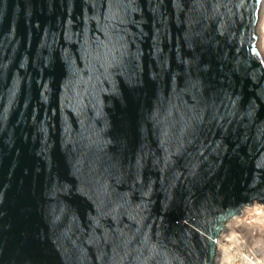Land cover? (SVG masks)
Masks as SVG:
<instances>
[{
    "label": "water",
    "instance_id": "1",
    "mask_svg": "<svg viewBox=\"0 0 264 264\" xmlns=\"http://www.w3.org/2000/svg\"><path fill=\"white\" fill-rule=\"evenodd\" d=\"M262 0H0V264H216L264 204Z\"/></svg>",
    "mask_w": 264,
    "mask_h": 264
},
{
    "label": "bare ground",
    "instance_id": "2",
    "mask_svg": "<svg viewBox=\"0 0 264 264\" xmlns=\"http://www.w3.org/2000/svg\"><path fill=\"white\" fill-rule=\"evenodd\" d=\"M257 32L259 36V49L264 57V0H262ZM252 208L255 209L250 210L248 213L244 211L242 216H234L228 220L218 240L219 250L217 252L216 264H264V223L261 217L257 215L254 216V221L251 220V222H246L243 220L247 214L253 213L254 215L260 209H262L264 213V206L254 204ZM237 233L242 235L238 236ZM248 243L251 245L253 244V246L249 247L246 245ZM232 244L234 245L233 247L231 246ZM235 247L237 248L236 252L238 254L233 259L232 252ZM244 249H248V252L245 253L243 251ZM242 253L245 254L240 255ZM252 256L253 258H251Z\"/></svg>",
    "mask_w": 264,
    "mask_h": 264
},
{
    "label": "built area",
    "instance_id": "3",
    "mask_svg": "<svg viewBox=\"0 0 264 264\" xmlns=\"http://www.w3.org/2000/svg\"><path fill=\"white\" fill-rule=\"evenodd\" d=\"M252 209H255V208H252V206H249V207H246V208H244L242 211H241V213L239 214V215H237V216H242L243 215V212L244 211H246V213H248L250 210H252ZM255 215H257V216H259V217H261V220L263 219L264 220V213L262 212V209H260L259 211H257L256 212V214H254L253 215V213H249V214H247L244 218H243V220H245L246 222H251V220L252 221H254L253 219H255L254 218V216ZM253 216V217H252ZM262 220V221H263ZM264 222V221H263ZM246 245H248L249 247L250 246H253V244L251 245V244H246ZM232 247L234 246L233 244L231 245ZM236 246V245H235ZM218 250H219V248H218ZM248 250V249H247ZM246 249H244L243 251L246 253V252H248ZM237 248L235 247L234 248V251L232 252V258L234 259L235 258V256H237ZM249 251H251V250H249ZM252 252V251H251ZM245 253H242V254H240V255H243V254H245ZM247 254H250V253H247ZM251 258H253V256L251 257ZM240 262H242V261H240ZM240 262H237V263H240ZM243 264V263H242Z\"/></svg>",
    "mask_w": 264,
    "mask_h": 264
},
{
    "label": "rangeland",
    "instance_id": "4",
    "mask_svg": "<svg viewBox=\"0 0 264 264\" xmlns=\"http://www.w3.org/2000/svg\"><path fill=\"white\" fill-rule=\"evenodd\" d=\"M258 206H264V204L263 205H261V204H258ZM263 220V219H262ZM264 221V220H263ZM264 223V222H263ZM263 229V228H262ZM238 234V233H237ZM240 235H242V234H238V236H240ZM249 244V243H248Z\"/></svg>",
    "mask_w": 264,
    "mask_h": 264
}]
</instances>
